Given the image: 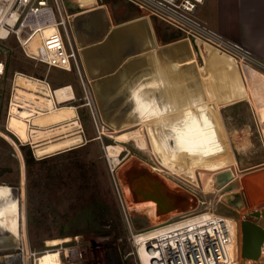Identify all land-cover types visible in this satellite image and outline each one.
I'll return each instance as SVG.
<instances>
[{
  "label": "bare ground",
  "instance_id": "1",
  "mask_svg": "<svg viewBox=\"0 0 264 264\" xmlns=\"http://www.w3.org/2000/svg\"><path fill=\"white\" fill-rule=\"evenodd\" d=\"M103 7L105 6L77 12L76 15L84 16L77 25V37L79 42L85 44L105 38L103 42L80 48V55L104 121L119 132L116 143L108 144L105 148L111 169L116 170V167H119L121 153L124 151L123 144L129 142H133L136 148L143 152L149 151L164 169L188 179L193 185L199 183L198 172L215 173L217 169L235 164V147L244 148L248 145L249 133L246 130L229 133L227 130L219 109L222 104L210 100L200 70H197L198 64L195 63L194 49L189 40L184 39L162 47L157 43L154 46L151 43V34L141 24L145 21L151 29L149 16L108 28L107 14L101 10ZM51 31L52 29H49L47 32ZM6 32V29H0L2 36ZM151 33L154 36L153 29ZM206 44L233 59L242 72L247 74L251 83L258 82V76L264 77L262 69L242 58L238 59L224 50L222 45L207 39ZM41 45L42 42L36 37L30 41L29 48L37 52ZM172 52L188 62L190 60L192 66H188V69L191 71L184 72L183 63L168 55ZM135 53L140 54L134 55ZM130 55L134 56L130 58L133 62L130 70L133 72L129 78L125 77L122 81L121 77L118 80L114 77L108 79L106 75L115 71L120 62ZM163 55H167L168 61L163 63L161 71L157 59H161ZM2 73H5V64L0 62V78ZM12 87L6 128L0 129V134L7 137L16 148L21 149V144H30L36 156L40 158L74 149L86 142L79 107L71 103L76 99L72 85L52 88L46 79L17 71ZM111 93L127 94L131 104L130 110L115 111L117 107L112 108L110 100L107 99ZM252 95L259 96V93L256 90H248L244 99L251 101L254 99ZM263 101L264 94L256 107V114L264 136ZM138 124L143 127L130 130ZM237 178L242 177L237 176L234 168L220 171L216 174L215 181L213 178L208 184L204 182L203 192H217ZM165 184L168 189L177 190L172 187L175 183L170 179L165 180ZM127 189L122 188L126 209L130 212L150 209L155 219V224H152L155 228L136 235L141 264H154L149 258L150 251L146 241L190 222L176 220L171 225H167L170 222L165 223L170 217L195 209L196 199L191 193L178 190L184 193L186 206L176 207L163 216L157 200H132L130 190L128 189V192ZM22 190V186L0 184V250L23 249L25 227ZM199 213H205L202 217L209 216L206 211ZM225 220L233 238L228 247L231 259L229 264H241L240 225L233 217H225ZM26 242L29 245L28 238ZM60 249L42 253L40 264H70L63 261ZM21 256L22 254L16 252L0 255V264H21ZM261 261L264 264V259Z\"/></svg>",
  "mask_w": 264,
  "mask_h": 264
},
{
  "label": "rangeland",
  "instance_id": "2",
  "mask_svg": "<svg viewBox=\"0 0 264 264\" xmlns=\"http://www.w3.org/2000/svg\"><path fill=\"white\" fill-rule=\"evenodd\" d=\"M70 1L72 2V5H69L70 7H73L71 8V12L75 14H77V12L87 11V9L105 6L102 9L107 14L106 27L108 28L113 27V25L115 27L122 26L144 18L145 16H149V12L144 11L141 6L132 4L130 0ZM213 11L218 14V11L214 10L211 0H206L203 5L198 6L194 10L192 16L198 22L206 24V26L212 31L219 33L217 32V26L213 22L214 19H212L213 14L211 13H213ZM156 12L159 13V15L151 14L154 16L150 17L152 24L151 29L144 20V22H141L151 34L150 39L152 45L156 46L158 43V45L162 47L188 39L194 49L195 63L197 62L196 65L198 64L199 67H197V70H200V76L202 75L201 79L203 78L204 80L203 83L206 85L210 100L212 102H217L219 105L222 104L219 109L227 130L229 133L234 132L236 129L241 132L242 128H245V125L250 124L247 121H242V119L245 120L242 113H245L247 110L246 103L235 106L237 112L234 113V119H231L226 115V110L231 108H227L230 104L223 105V103H226L224 100L226 98L232 99L238 96L237 98H242L241 102L248 101L244 99L248 90H256L258 93H262L264 77L257 83H251L247 74L242 72L241 68L237 66L238 64L234 63L233 59L228 58L216 49L211 48L206 44V39L199 35L200 33L206 36L205 34L207 33L195 29L188 23H184L185 25L183 26L179 24H170L164 20L165 18H162L165 16L162 14L161 10L158 9ZM77 27L76 24L75 29L73 23L74 36H76L75 39L80 48L85 47L86 45L90 46L98 44L105 39L102 37L100 40L90 44H85L82 41L79 42L77 37ZM190 27L194 30L190 31ZM152 29L154 36L151 33ZM1 48L3 49L2 60L6 65L5 73L0 79L1 130H5L6 128L13 89L12 81L17 71L40 79L48 77L47 80L52 88L61 87L67 84L73 85L76 99L71 103L79 107L78 112L80 120L85 128L83 135L86 142L79 147H76V152L69 155H61L40 164L38 160L47 157H37L31 145H23L20 143L21 147L25 146L26 152L30 154L34 161L38 162L33 166L36 176L30 189L27 180L28 172H26L25 155L23 152L21 153L22 148L19 150L10 142L6 141L4 136L0 134V184L5 183L13 187H20V184L23 185L22 208L24 212L23 224L25 227L23 233V249L26 252H29L28 248L33 251H43L47 248V245H50L54 248L78 247L80 252L84 248H88L90 249L93 258L99 256L101 258H110L113 254V248H115L117 249V255L121 260V264H141L138 252L139 249L138 246L134 244L128 226L127 217L135 234L152 228V226H154L152 224H155V219L151 215L150 209L135 210L131 212L127 210L128 216L126 217L123 208V202H125V199L122 188H128L130 190V197L132 200L145 197L155 198L154 200L159 202L160 212L163 216L170 212L166 208H169L172 203H176L178 200L181 202H187L186 197L182 196V193L178 190L191 193L196 199L195 209H192L195 211L192 213H184V215L170 217L165 221V223H169L188 216L189 214L205 211L210 203L215 204L218 202L223 192L222 188V190L219 189L217 191L215 186L217 192H203L204 182L208 184L213 178L215 181L218 172L234 168L239 177H242L241 174L247 172L245 169L243 170L241 166L240 168L237 166V158L241 160L243 148L235 147V154L237 157L235 164L227 166V168L217 169L214 171L215 173L198 172L199 183L193 185L188 179L172 174L164 169L158 163L154 155L149 151L143 152L139 150L133 142L123 144L124 151L121 153V163L119 164V167H116V170H112L105 148L108 144L116 143V136L119 132L112 128V125H109L104 121L91 82V88H88V90L91 107L94 109L96 115L98 129L91 114L90 106L88 107L85 105L87 100L85 99L84 91L80 87L75 72H66L59 69L49 70L45 65L26 58L22 54V51L19 49L18 43L14 38H9L8 40L0 42V49ZM137 54L140 53H135L134 55ZM134 55L126 56L124 60L120 62L116 70L107 74L108 76L106 75V77L108 79L114 77L117 78L116 80L121 77L120 81L125 80V77L128 79L133 72L130 70L132 66L131 64L133 63L130 58ZM168 55L173 59L178 58L183 63L184 72L191 71L188 69V66H192L190 60L188 62V60H184L182 57L175 55L174 52ZM217 55H219V57H216ZM233 55L238 59L241 57V55L237 53H233ZM166 56L167 55H163L161 59H157L161 71L163 70V63L168 61ZM214 56L216 59H213ZM221 57H225L226 60L221 62L223 59ZM80 59L82 60V58ZM254 64L264 70V66L253 58V65ZM83 70L89 80L84 65ZM231 70H237V73L234 72V75L229 74V71ZM123 77L124 79H122ZM227 83L228 86L231 87L232 84L234 85L232 87L234 90L233 93L230 91L231 87H226ZM223 84L225 86H223ZM118 93H111L112 95L110 94L107 97L108 101L110 100L111 102L112 108L117 107L115 111H119L120 109L130 110L129 107L131 104L128 102L127 94ZM232 94L234 97H231ZM226 95L227 97H225ZM260 95H252L254 99H251V101L249 100L248 102L253 109L260 133L264 139L256 114V107L261 102L263 96ZM247 97L250 96L247 95ZM251 124L252 127L254 126L255 128L252 130V139L255 140L254 142H259L261 145L256 130L257 127L255 126L257 124L253 122ZM141 127L143 126L138 124L130 130ZM248 139L249 144L244 148L251 145L249 134ZM261 152L262 154L264 153L263 148H261ZM167 179H170L175 183L174 185H171L177 190L172 191L168 189L165 184V180ZM234 182L239 184L240 187L238 191L242 193L240 178L235 179ZM54 184L60 186L61 189L57 190L58 188H56ZM122 184H124V187ZM151 202L156 203L152 200ZM246 204L247 203L245 202V208L237 209L226 205L223 202H219L217 211L220 214L225 215V217H233L237 220L240 225V231L243 220L253 221L263 226L264 211H259L260 208L250 211ZM262 210L264 209L262 208ZM254 211H259L261 216L255 217L248 214L249 212L252 213ZM258 218L262 219L260 220ZM27 238L29 245H27L26 242ZM59 240H61V242H59ZM239 241L241 264H262L261 260L264 259V254H262L259 260L243 259L241 257L242 234L239 237ZM24 243L26 244L24 245ZM103 247L109 251L108 254L105 253ZM96 248H98V250H96ZM102 250H104V254H102ZM15 252L20 253L21 250L16 248L0 250V255ZM82 256L83 253L79 255L78 264H80Z\"/></svg>",
  "mask_w": 264,
  "mask_h": 264
},
{
  "label": "built area",
  "instance_id": "3",
  "mask_svg": "<svg viewBox=\"0 0 264 264\" xmlns=\"http://www.w3.org/2000/svg\"><path fill=\"white\" fill-rule=\"evenodd\" d=\"M130 1L134 5L141 6L144 11L149 12V17L159 15L156 12L159 9L165 16L162 18H165L164 20L170 24L183 26L184 23H188L195 29L207 33L206 36L199 33L201 37L217 45H222L223 49L232 55L233 53L240 54L239 59L242 58L253 64L254 57L249 53L223 35L209 29L206 24L198 22L192 16L194 10L203 5L205 0ZM71 3L70 0H0V29L4 28L7 31L4 36L0 34V42L14 38L26 58L45 65L49 70L59 69L66 72H75L87 100L85 105L90 106L91 114L98 129L88 90V88H91L90 81L83 70L82 60L80 59V46L76 42V36H74L73 19L76 14L71 12V8H73L69 7ZM192 27H190V31L194 30ZM49 29H52L50 33L47 32ZM36 37L39 38L42 45L39 51L34 52L31 47L29 48V44ZM0 62H3L2 57H0ZM3 75L4 73L1 74V78ZM45 79L47 80L48 77ZM219 202H223L222 195L217 203H210L206 207L205 211L209 214L208 217H202L205 213L189 214L178 220H180L179 222H190L158 234L153 239L146 241L145 244L150 251V260H153L154 264H229L231 259L228 247L233 238L225 220V215L217 211ZM123 208L127 217L128 213L124 204ZM198 217L200 218L196 219ZM127 222L134 244L138 245L136 235L141 232L135 234L128 217ZM173 222L167 225H171ZM152 228H155V226H152ZM60 248L63 261L70 264H78L79 255L82 253L80 264H121L115 248H113V254L110 258H101L100 256L93 258L88 248H84L81 252L78 247ZM263 249L264 246L262 254ZM48 250H55V248L47 245V248L43 251L30 249L29 252H26L21 249V264H40V255ZM102 251V254H104V250ZM105 253L108 254L109 251L105 249Z\"/></svg>",
  "mask_w": 264,
  "mask_h": 264
},
{
  "label": "crops",
  "instance_id": "4",
  "mask_svg": "<svg viewBox=\"0 0 264 264\" xmlns=\"http://www.w3.org/2000/svg\"><path fill=\"white\" fill-rule=\"evenodd\" d=\"M211 3L214 10L218 11V14L217 12L214 13V11L213 13H211L213 14V22L218 28L217 32H219V34L223 35L229 41L235 43L241 49L245 50L252 57L258 60L262 65H264V0H211ZM230 74L234 75L233 72H231ZM262 78L263 77L258 76L259 81ZM223 86L225 85L223 84ZM233 86L234 85L232 84V87ZM226 87L229 88L231 86H228L227 83ZM232 87L231 89H233ZM263 94L264 85L262 86V93H259V95L262 96ZM225 97H227V95ZM231 97H234V95L232 94ZM237 97L232 99L226 98L224 100L226 103H223V105L230 104L227 106V108H231H228L226 110V115L231 119H234V113L237 112L235 107L236 105L243 103H246L247 105L246 112L242 113L245 120L242 119V121H247L250 124L245 125V128H242V131L248 130L251 145L242 149L243 154L241 160L236 157L238 160V168H240L241 166L243 170L245 169L247 171L244 172V174H241V191L244 196L245 202L247 203L246 205L247 207H249L248 209H250V211L260 208L259 211L263 212L264 153L262 154L261 148H263L264 152V139L260 133L255 114L249 102H241L242 98ZM252 122L257 124L255 126L257 127L256 130L258 132L261 145L259 144V142L256 143L254 142L255 140L252 139V130L255 129L254 126L252 127ZM4 138L6 141L10 142L13 145V143L7 137L4 136ZM22 152L23 151L21 150V153ZM20 186L23 185L20 184ZM182 196H185L184 193H182ZM180 206L185 207L186 203L184 201H177L176 203H172L167 209H170L171 211L174 208ZM258 219L261 220L262 218ZM262 227H264V225Z\"/></svg>",
  "mask_w": 264,
  "mask_h": 264
},
{
  "label": "water",
  "instance_id": "5",
  "mask_svg": "<svg viewBox=\"0 0 264 264\" xmlns=\"http://www.w3.org/2000/svg\"><path fill=\"white\" fill-rule=\"evenodd\" d=\"M101 10L103 11L102 8ZM93 12L97 13V11H93ZM86 14L87 13H85V15ZM83 17L84 16L81 14L75 15L73 19L75 29H76V24L79 25L80 23L79 20ZM2 54L3 52L2 50H0V57H2ZM239 187H240L239 184L234 181L226 184L222 190L223 191L222 200L226 205L235 207L237 209H243L245 208V199H244L243 194L240 191H238ZM139 199H153V197L151 198L145 197V198H139ZM167 210L170 211V209H167ZM248 214L255 216V217L261 216V213L259 211H254L252 213L249 212ZM241 234H242V249H241L242 258L251 259V260H259L262 256V248L264 246V227H262L260 224L256 222L249 221V220H243L241 223Z\"/></svg>",
  "mask_w": 264,
  "mask_h": 264
},
{
  "label": "trees",
  "instance_id": "6",
  "mask_svg": "<svg viewBox=\"0 0 264 264\" xmlns=\"http://www.w3.org/2000/svg\"><path fill=\"white\" fill-rule=\"evenodd\" d=\"M211 50H213V49H211ZM216 57H219V55H217ZM216 57L214 56L213 59H216ZM221 58H223V57H221ZM225 60H226V58L224 57V58L221 60V62H223V61H225ZM5 68H6V65H5ZM231 72H233V73L236 72V73H237V70H231V71H229V74H230ZM230 91H231L232 93L234 92L233 89H231ZM83 147H84V146H83ZM21 148H22V151H23V153H24V155H25V161H26V172H28V173H27V180H28V183H29V189L32 187V185H33V183H34V178H35V176H36V174L34 173V169H33L34 164H37L38 162H39V164H40V163H43V162H47L48 160H51V159L57 158V157H59V156H61V155H67V154L69 155V154H71V153L76 152L75 150H77V148L70 149V150H68V151H65V152H62V153H59V154H55V155L49 156V157L44 158V159H42V160H38V162H35L34 159L30 156V154L26 152V150H25V146H22ZM56 185H57V184H56ZM56 185L54 184V186H56ZM56 188H58L57 190H60V189H61L60 186H56Z\"/></svg>",
  "mask_w": 264,
  "mask_h": 264
}]
</instances>
